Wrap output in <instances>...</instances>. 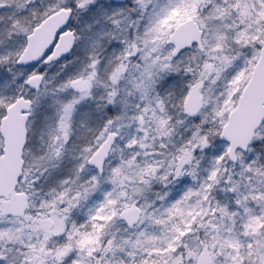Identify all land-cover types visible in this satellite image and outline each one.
I'll return each instance as SVG.
<instances>
[{
  "label": "snow or ice",
  "instance_id": "1",
  "mask_svg": "<svg viewBox=\"0 0 264 264\" xmlns=\"http://www.w3.org/2000/svg\"><path fill=\"white\" fill-rule=\"evenodd\" d=\"M0 264H264V0H0Z\"/></svg>",
  "mask_w": 264,
  "mask_h": 264
},
{
  "label": "rangeland",
  "instance_id": "2",
  "mask_svg": "<svg viewBox=\"0 0 264 264\" xmlns=\"http://www.w3.org/2000/svg\"><path fill=\"white\" fill-rule=\"evenodd\" d=\"M105 4H110L107 0H104ZM41 115V113H38V117ZM37 124L39 125L40 124V119L37 120ZM71 159V157H69ZM65 165L68 166V167H71L72 164L74 163V161H71V163L67 160H65Z\"/></svg>",
  "mask_w": 264,
  "mask_h": 264
},
{
  "label": "water",
  "instance_id": "3",
  "mask_svg": "<svg viewBox=\"0 0 264 264\" xmlns=\"http://www.w3.org/2000/svg\"><path fill=\"white\" fill-rule=\"evenodd\" d=\"M116 2H121L120 0H115Z\"/></svg>",
  "mask_w": 264,
  "mask_h": 264
}]
</instances>
